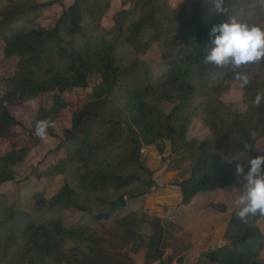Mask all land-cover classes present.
I'll return each instance as SVG.
<instances>
[{
	"label": "trees",
	"instance_id": "trees-1",
	"mask_svg": "<svg viewBox=\"0 0 264 264\" xmlns=\"http://www.w3.org/2000/svg\"><path fill=\"white\" fill-rule=\"evenodd\" d=\"M209 1L206 9L203 0H183L177 7L168 0H122L121 6L129 7L115 12L105 27L101 22L111 0H72L67 7L59 0H0L1 52L17 59L13 72L0 78V139H13L23 127L8 103L50 93V106L37 105L27 131L35 135L37 122L47 121L46 135L57 144L30 176H64L51 197L32 192L27 210L10 205L0 192V264H114L98 230L107 221L119 237V258L144 249L150 261H171L172 255L163 259L166 229L158 217L142 209L122 213L127 199H139L153 187L142 150L161 140H168L174 151H185L189 161L188 175L175 183L182 205L203 191L246 185L243 173L258 156L254 143L264 139V59L233 68L217 67L205 57L213 25L231 17L264 26V0H219L220 7L217 0ZM54 4L61 12L51 27H44L37 21L40 12ZM153 46L159 51L158 73L141 58ZM237 73L249 77L242 88V111L220 98L239 82ZM91 74L98 83L58 134L54 123L66 107L61 93L88 89ZM108 100L116 105L117 119L105 116ZM163 102L172 104L169 111L161 108ZM192 118L208 128L205 138L186 139ZM30 149L10 142L0 153V186L14 179V167ZM51 155L56 161L48 160ZM238 163L243 168L239 175ZM95 205L107 209L90 223L63 224L65 211L88 212ZM211 206L226 209L222 203ZM258 220L264 215L241 219L235 212L226 225L225 243L205 253V264H264ZM125 246L129 249L122 254Z\"/></svg>",
	"mask_w": 264,
	"mask_h": 264
},
{
	"label": "rangeland",
	"instance_id": "rangeland-1",
	"mask_svg": "<svg viewBox=\"0 0 264 264\" xmlns=\"http://www.w3.org/2000/svg\"><path fill=\"white\" fill-rule=\"evenodd\" d=\"M41 3L48 0H33ZM63 7H67L72 0H59ZM122 0H111L110 9L107 15L102 19V24L109 27L112 24V16L122 8H128L129 4L122 7ZM183 0H168L172 7H177ZM205 8H210V1L203 0ZM264 6V4H263ZM61 12V7L54 4L40 12L38 22L44 27H51L54 20ZM2 44L0 43V78L10 75L15 66L16 58L4 57L2 54ZM141 58L149 65L150 69L158 73L161 70L159 51L156 46L151 47ZM89 88L74 89L70 93H61L66 107L62 109L61 116L54 123V128L58 134H61L63 128H68L71 123V115L81 107L82 100L86 92L93 85L97 84L99 77L91 74L89 76ZM242 88L239 82L230 85L227 92L220 98L227 104H233L235 109L242 111L246 108L242 96ZM45 107L51 104V94L44 93L33 101L12 102L7 104L9 112L23 123V127L18 128L16 135L11 140L0 139V153L10 147V142H15L18 146L30 145V152L23 163L14 167V179L0 186V192L7 196V202L21 209L27 210L30 207V195L35 191H43L46 198L56 193L64 182V176L56 175L48 178L36 179L30 176L31 169L43 158L45 153L54 148L57 144L55 137L45 135L43 139L30 135L27 131L29 121L35 114L38 104ZM171 103L163 102L161 108L169 111ZM107 119H117L119 114L116 105L108 100L106 111ZM96 129V128H95ZM209 134V130L200 119L192 118L187 129L185 137L187 140L203 139ZM123 135L125 133L123 132ZM38 139L37 143L34 140ZM158 147L161 149L159 151ZM254 151L258 156L264 155V139L259 137L254 143ZM57 156H49V161H56ZM143 164L152 171L153 187L149 193L139 199H127L126 210L122 213L142 211L150 216L158 217L166 229V247L164 249L163 259L172 255L171 261L163 264H205L204 255L214 247L225 243L224 233L226 225L233 214L238 210L236 200L241 193L242 188H222L212 189V191H203L198 193L189 205L181 204V195L178 186L175 183L184 178L189 173V161L185 158V151H174L168 140H161L155 145L145 146L142 150ZM212 203H222L225 205V211L211 206ZM106 206H92L88 212H80L76 209H69L62 215V221L65 226L75 223H90L93 217L106 210ZM259 226L264 236V220H258ZM114 225L107 221L98 229L105 240L106 252L112 258H116L114 264H158V261L146 259L144 249L131 252L127 258L117 256V246L119 237L114 230ZM115 231V233H114ZM128 246L121 249L122 254H126ZM264 257V246L261 252Z\"/></svg>",
	"mask_w": 264,
	"mask_h": 264
},
{
	"label": "clouds",
	"instance_id": "clouds-1",
	"mask_svg": "<svg viewBox=\"0 0 264 264\" xmlns=\"http://www.w3.org/2000/svg\"><path fill=\"white\" fill-rule=\"evenodd\" d=\"M217 6L220 7L219 0ZM205 59L207 63L217 67L231 65L233 68L261 61L264 59V26L241 22L231 17L225 22L213 25L210 29V48ZM236 80L241 88L249 83L246 74L237 73ZM260 101L261 96L257 95L255 103L259 104ZM48 127L47 121H38L35 135L43 139ZM236 172L237 175L243 172L239 163ZM243 179L246 187L241 190L236 200V215L241 219L257 213L264 215V155L248 161Z\"/></svg>",
	"mask_w": 264,
	"mask_h": 264
},
{
	"label": "crops",
	"instance_id": "crops-1",
	"mask_svg": "<svg viewBox=\"0 0 264 264\" xmlns=\"http://www.w3.org/2000/svg\"><path fill=\"white\" fill-rule=\"evenodd\" d=\"M189 205V204H188Z\"/></svg>",
	"mask_w": 264,
	"mask_h": 264
}]
</instances>
